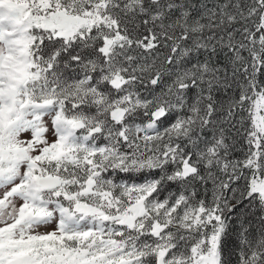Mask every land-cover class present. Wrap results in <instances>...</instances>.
Listing matches in <instances>:
<instances>
[{
    "label": "snow or ice",
    "instance_id": "snow-or-ice-1",
    "mask_svg": "<svg viewBox=\"0 0 264 264\" xmlns=\"http://www.w3.org/2000/svg\"><path fill=\"white\" fill-rule=\"evenodd\" d=\"M0 264H264V0H0Z\"/></svg>",
    "mask_w": 264,
    "mask_h": 264
}]
</instances>
